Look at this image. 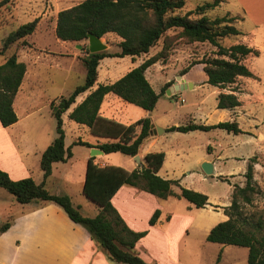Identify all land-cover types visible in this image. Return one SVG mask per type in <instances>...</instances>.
<instances>
[{"label":"rangeland","instance_id":"1","mask_svg":"<svg viewBox=\"0 0 264 264\" xmlns=\"http://www.w3.org/2000/svg\"><path fill=\"white\" fill-rule=\"evenodd\" d=\"M83 1L85 0H15L0 8V66L7 58L16 54L19 61L29 67H32L29 57L39 56L38 66L41 68L42 77L39 84L35 89H30V92L20 94L17 100L16 109L19 116L28 117L22 119L9 132L22 152H26L29 146H34L42 153L46 151L57 138V121L52 114L51 103L68 97L78 86L85 83L86 68L82 59L89 50V41L63 42L56 35L58 14ZM214 1L187 0L183 13L193 11L201 5L212 4ZM220 6L221 4L209 9L206 15L210 19L234 18L229 14L225 15ZM35 20L39 22L34 34L11 45L3 52L9 35L20 26ZM233 25L237 28L236 20ZM178 33V30L166 33L150 53L142 57L104 59L95 88L115 83L132 69L141 66L147 58L161 52L166 38L169 39L168 49L164 52L165 60L146 72L147 79L158 94H161L162 89L171 82V87L160 97L151 116H148L144 109L127 104L114 94L106 98L101 114L124 126L146 117L151 118L152 126H155L157 133H152L144 141L141 151L146 154L165 153L166 162L159 176L166 180L178 181L179 187H174L176 193L185 188L207 195L209 205L204 209H197L185 199L170 197L168 200H162L130 186H126L128 190H124L118 196L115 204L131 226L139 230L137 232L148 231V235L141 243L151 248L154 256H160L164 264L171 263L168 253L178 261V264H248V248L210 243L207 236L215 226L228 220L222 207L232 203L231 195L236 182L232 176L246 172L247 162L257 156L262 142L256 139L248 141L250 137L245 134L234 135L221 129L189 133L171 130L173 127L185 126L192 122L208 126L233 122L229 111L218 108L217 96L213 95L216 89L208 83L204 65L191 66L195 61L214 57L216 48L209 43L185 44ZM240 36L228 37L223 41V45L229 48L240 44ZM121 41L116 34H108L102 38V42L108 46L109 53L120 50ZM188 68L189 71L183 78L187 83L194 81L198 88L174 90L169 95V90L182 82L179 77ZM254 107L259 110V105ZM258 114L260 118L261 114ZM64 120L66 146H73V158L67 163H58L54 166V173L47 189L51 194H70L74 205L82 207L81 213L84 216L95 217L100 213V208L83 194L91 150L74 143L83 141L92 144L96 137L89 127L72 121L68 113L65 114ZM35 152L27 158L30 162L31 178L37 183H42L44 181L41 169L42 156L40 153L36 155ZM222 153L227 154L226 156L235 154L234 156L240 159L226 157L223 161H217L218 174L204 178V163L207 160H217ZM99 157L100 155L95 157L96 161L101 159L99 161L103 160L130 172L145 167L142 161L139 164L135 158L121 153ZM243 158L247 160L246 163ZM0 200L2 202L0 226L13 220L10 216L18 214L28 206L19 204L4 188H0ZM242 206V219L250 218L254 223L260 219L264 221V193L256 196L252 204ZM156 210L164 212V215L160 217L155 227H151L149 222ZM220 256L221 261L218 262Z\"/></svg>","mask_w":264,"mask_h":264},{"label":"trees","instance_id":"2","mask_svg":"<svg viewBox=\"0 0 264 264\" xmlns=\"http://www.w3.org/2000/svg\"><path fill=\"white\" fill-rule=\"evenodd\" d=\"M15 0H2L0 8ZM222 0L198 6L187 11V0H85L82 3L61 11L58 14L56 35L63 42H82L88 40L89 34L103 38L108 34H116L122 39L120 51H107L92 54L88 50L82 59L86 68V80L68 97L54 100L51 103L52 114L57 121V138L42 154L41 169L44 173L42 183L32 178L19 181L0 169V188L9 192L19 204L35 202H53L60 206L67 216L76 224L85 228L92 240L108 254L109 258L119 264H149L137 253L136 246L148 235V231L136 232L125 222L119 211L113 205V199L124 186H130L167 200L170 197L185 199L197 209L209 205V197L202 193L181 188L179 193L174 187H179L178 181L166 180L158 174L163 167L166 154L149 153L145 156L146 167L132 172L118 166H100L95 157L87 162L83 194L100 208L95 217H87L81 213V207L75 206L68 195L51 194L46 188L47 180L53 174L57 163H66L73 158V146L66 147V131L63 116L77 104V99L90 92L69 114V118L91 129L98 139H108L107 142L92 145L78 141L74 145L86 146L89 149H99L105 155L121 153L136 157L140 147L152 133L151 118H143L129 126H124L100 115L104 99L109 94H115L123 102L138 106L147 112H153L160 97L171 87L169 82L158 94L147 79L146 72L160 61L165 60L164 52L168 49L166 38L164 48L158 54L147 58L143 64L129 71L125 76L112 84L95 86L99 80L101 61L106 58L142 57L170 31L178 30V36L185 44L209 43L216 48L214 57H208L191 64H203L208 76V83L221 90L236 83L239 77L255 78L243 60L259 52L247 45L238 44L226 48L223 41L230 36L242 33L233 25L235 18L222 17L210 19L206 13L209 9L218 7ZM38 20L20 26L7 38L3 52L11 45L34 34ZM185 69L181 76H184ZM27 66L13 54L0 66V122L4 128L13 126L19 121L14 109V100L23 84ZM95 88V89H94ZM236 92V91H233ZM241 106L235 93H221L218 96V108L233 110ZM225 130L234 135L244 132L237 121L222 122L214 126L190 123L185 126L173 127L172 131L189 133L193 131ZM256 158H252L245 174L244 186L235 185L232 192V203L224 208L227 221L215 226L207 236L210 243L231 245L249 249L248 264H264V221L254 223L250 218L242 219V205L252 204L256 196L263 190L255 181L254 167ZM161 211L156 210L149 224L158 223ZM13 220L0 226V234L7 232ZM221 261V256L218 262Z\"/></svg>","mask_w":264,"mask_h":264},{"label":"crops","instance_id":"3","mask_svg":"<svg viewBox=\"0 0 264 264\" xmlns=\"http://www.w3.org/2000/svg\"><path fill=\"white\" fill-rule=\"evenodd\" d=\"M220 8H222L225 15L229 14L231 17L236 18V26L240 32H242V35L240 36V44L247 45L259 52V56L251 54L243 60V63L250 69L255 78L239 77L236 80V83L227 87V89L221 90L215 87L216 90L213 91V95L217 96V101L218 96L221 93H235L238 96L241 102L240 107L233 110H222L229 111L231 114V120L237 121L244 132L243 134L250 137L248 141L256 139L262 142V144L259 145L257 156L253 158H256L257 161L254 167L255 181L264 192V0H222ZM119 51L120 50L116 52ZM29 60L32 61V67H29L26 64L27 72L23 84L14 100V109L18 115L19 121L8 128H4L0 122V169L6 171L15 181L32 177L29 165L30 162L27 159L32 152L36 151L35 154L39 155L40 153L41 156L44 153L37 151L34 146H29V148L25 150L26 152H22L9 133L11 128L20 123L22 119L28 117L27 115L24 118H21L17 112L16 105L19 95L23 92H30V89H35L42 77L41 68L38 66L39 56L33 57L31 55ZM177 85L184 86L181 90L187 89L188 86H191L190 88L193 90L198 88L194 81L187 83L183 76L182 82ZM89 93L90 92H87L80 96L81 98L79 97L77 99V104L67 113L70 114L73 108L83 102ZM109 95L105 97L104 102ZM103 104L100 110L101 116ZM255 105H259L258 111L256 110V107H254ZM152 113L153 112H150L149 114V112H147L148 116H151ZM258 113L261 114L260 118H258ZM105 141L106 140L104 139L96 138L92 145H97L99 142L103 143ZM142 146L140 147L138 155L146 167L147 165L144 158L147 154L141 151ZM226 155L227 154L223 155L222 153L217 160L206 161V163H212L214 165L215 175L218 174L217 161H223L226 157V159H240L237 156H234L235 154H232L231 156ZM104 156L105 154L100 155L99 158H103ZM99 160L101 159H98L96 162H100L99 164L102 167L114 166L113 164ZM250 160L247 162V160L243 158V161L245 163L247 162V167ZM163 168L164 165L158 175H161ZM245 174L246 172L243 171L238 176H232V178H235L236 180L235 185H245ZM259 175L261 177H259ZM50 178L47 180L46 188ZM204 178L206 177L204 176ZM124 190H128L126 189V186L122 187L114 197L113 205L119 211L126 224L132 230L137 232L139 230L131 226L115 204V200ZM63 194L65 193H56V195ZM65 195L70 196L73 200V197L70 194ZM26 205L28 206L18 214L10 216L13 217V223L10 229L5 233L0 234V264H119L113 262L99 244L92 240L89 232L82 226L74 223L57 204L53 202H35ZM1 206L2 202L0 200V208ZM225 207L228 206H223V211ZM163 215L164 212H161L160 217H163ZM136 250V253L144 259L145 262L149 264H164L160 259V256H154L152 249L142 245L141 241L138 242ZM167 255L169 256L170 264H178V261L170 257L169 253Z\"/></svg>","mask_w":264,"mask_h":264},{"label":"water","instance_id":"4","mask_svg":"<svg viewBox=\"0 0 264 264\" xmlns=\"http://www.w3.org/2000/svg\"><path fill=\"white\" fill-rule=\"evenodd\" d=\"M88 37H89L88 41H89V51H90V53L97 54V53H102V52L107 51L108 46L102 42V38L97 37L94 34H89ZM179 78L182 79V76L179 77ZM189 87H191V86H188L187 88H189ZM182 88H184V86L176 85L174 88H171L169 90V95L171 94V91H174V90H178L179 91ZM152 133H157L155 131V127L154 126H152ZM99 155H104V152L99 150V149H95V148L91 149V157H96V156H99ZM134 158L139 164L141 163V159H140L139 155H137ZM203 170H204L206 178L215 175V169H214V165L212 163H204Z\"/></svg>","mask_w":264,"mask_h":264}]
</instances>
